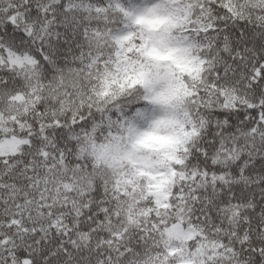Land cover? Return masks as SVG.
<instances>
[{"label": "snow or ice", "instance_id": "obj_1", "mask_svg": "<svg viewBox=\"0 0 264 264\" xmlns=\"http://www.w3.org/2000/svg\"><path fill=\"white\" fill-rule=\"evenodd\" d=\"M0 264H264V0H0Z\"/></svg>", "mask_w": 264, "mask_h": 264}]
</instances>
